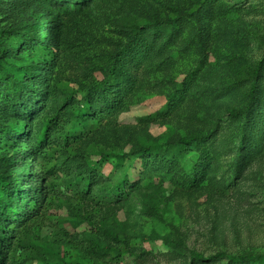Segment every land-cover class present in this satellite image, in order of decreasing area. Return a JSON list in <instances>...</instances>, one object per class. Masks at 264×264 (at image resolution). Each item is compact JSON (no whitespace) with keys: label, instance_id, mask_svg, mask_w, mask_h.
<instances>
[{"label":"rangeland","instance_id":"rangeland-1","mask_svg":"<svg viewBox=\"0 0 264 264\" xmlns=\"http://www.w3.org/2000/svg\"><path fill=\"white\" fill-rule=\"evenodd\" d=\"M12 27L32 29L0 59L28 69L30 112L0 115L26 122L0 153L26 151V176L43 177L39 215L10 234L18 264H264L228 260L264 256V88L249 95L264 85V0H0V35ZM112 67L141 71L125 105L97 101L87 138L34 152L45 117L74 119ZM145 147L158 158L133 154Z\"/></svg>","mask_w":264,"mask_h":264},{"label":"trees","instance_id":"trees-1","mask_svg":"<svg viewBox=\"0 0 264 264\" xmlns=\"http://www.w3.org/2000/svg\"><path fill=\"white\" fill-rule=\"evenodd\" d=\"M90 0H65L67 3H72L75 6H79L87 3ZM11 5L8 3L7 8ZM160 23H149V27L155 31L159 30ZM137 30L143 29L142 25H135ZM32 29L12 27L7 31H1L0 35V59L3 54H6L10 50V46L16 41H21L28 38L29 32ZM38 42V40H33ZM142 45L138 47L140 50ZM132 54L128 51H124L122 55L117 57L116 62H122ZM140 61V58H137ZM4 62H0V115L3 111L16 112L17 119H26L30 112L27 105L24 106L23 96H27L28 89L24 81H20L25 75L28 69L12 68L5 65ZM114 62V64H116ZM141 71H132L129 69L128 73L119 67L116 69L112 67L108 75L100 81L98 85L89 91L83 99L82 106H75L72 111L74 119L69 117L70 113L61 111L54 115L46 116V124L42 128L38 135L39 147L42 149H33L34 152L38 150L40 154H44V148L48 147L52 142V137L69 144L71 141L80 142L87 138L91 132V129L95 123L101 120L105 114V110L98 109V102H102L108 105V111L111 109L119 108L125 105L124 99L126 96V89L133 88L135 82L140 76ZM1 74H4L2 77ZM125 74L127 76H125ZM21 82V83H20ZM264 85H259L254 78L252 89L249 95H257L258 91H261ZM36 95H41L38 92ZM93 95L96 99H93ZM27 101V99H26ZM70 99H67V104ZM26 122L17 121L15 124L0 125V144L3 142L6 146H15V142H18V135L24 130ZM257 128L254 125V134L252 144L256 146L255 142L258 140L259 135L264 134V119H257ZM69 126V128H68ZM194 137L182 138L179 143L191 144L194 141ZM19 149L14 154L8 155L6 153H0V264H18L15 256L12 255L14 245L11 242L10 234H14V225L16 223L31 222L39 215V208L42 207L43 200L33 195V189L39 188L42 184L43 177L39 175L27 174L21 168L23 162L29 159V155H25ZM133 154L146 159L147 161H154L158 158V153L153 152L151 147L141 148L139 151H135ZM35 155V153H33ZM161 156L160 159L166 158ZM154 159V160H153ZM168 160V158H167ZM166 160V161H167ZM95 179L93 175H89L87 184L91 180ZM129 175L123 179V186L119 185L117 188V194L123 196L127 192V189L132 187ZM33 188V189H32ZM125 196V195H124ZM21 225V224H20ZM19 225V226H20ZM193 259L204 257L193 253ZM228 260L235 262H254L260 263L264 260V256L249 257L247 255H239L230 257ZM24 264V263H23Z\"/></svg>","mask_w":264,"mask_h":264}]
</instances>
